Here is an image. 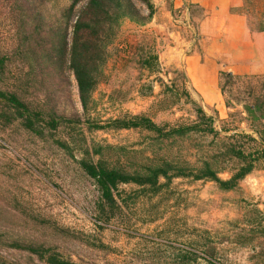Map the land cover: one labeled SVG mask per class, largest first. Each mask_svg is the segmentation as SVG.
Segmentation results:
<instances>
[{
	"label": "rangeland",
	"instance_id": "1",
	"mask_svg": "<svg viewBox=\"0 0 264 264\" xmlns=\"http://www.w3.org/2000/svg\"><path fill=\"white\" fill-rule=\"evenodd\" d=\"M88 1L0 0V57L8 59L0 71V90L16 93L34 109L81 120L80 126L62 131L56 139L40 138L20 122L7 125L0 120V264H46L11 249L14 242L52 248L77 264H264V160L230 192L210 182L184 179L174 180L157 197L122 187L121 210L113 220H100L93 180L78 164L84 150L94 153L103 147L104 160L135 169L148 157L179 152L186 156L199 144L210 152L213 144L194 139L164 149L149 147L145 133L97 131L90 125L125 115H144L159 125L188 124L194 120L186 97L190 94L215 118L222 137L244 133L257 138L252 130L264 128V121L253 126L245 109L264 100V65L251 66L255 63L243 49L228 59L216 52L225 34L216 37L211 29H203L211 15L191 5L188 18L184 9H172V0H152L155 15L149 23L142 26L126 19L117 28L107 49L105 78L90 112L84 114L67 58L56 63L45 53L53 55L51 44L59 32L67 33L70 45L73 25ZM137 6L147 15L143 5ZM237 12L245 17L250 33L262 34L256 53L264 55V33L258 31L264 27V0H247ZM222 24L212 22L214 31L219 33ZM38 34L47 39L44 47L36 43ZM213 52L220 73L237 77L224 96L220 73L217 77L222 113L207 108L192 80L184 79L189 58L212 57ZM153 56L159 68L154 66L157 71L150 73L141 61ZM57 140L68 142L67 148ZM229 169L220 172V178L229 179Z\"/></svg>",
	"mask_w": 264,
	"mask_h": 264
},
{
	"label": "trees",
	"instance_id": "2",
	"mask_svg": "<svg viewBox=\"0 0 264 264\" xmlns=\"http://www.w3.org/2000/svg\"><path fill=\"white\" fill-rule=\"evenodd\" d=\"M137 4L144 6L147 15L141 13ZM245 4L247 0H244V6ZM20 8L23 9V6ZM73 9L74 5L70 8V14ZM154 15L155 6L152 0H89L73 25L70 45L67 33L59 32L51 44L53 55L48 52L45 55H48L49 60L61 64L67 58L84 114L90 112L93 95L105 78L107 49L120 23L128 19L143 26L149 23ZM23 23L28 27V19L23 20ZM31 24L35 27L33 22ZM258 31L264 33V27ZM35 36L37 45L44 47L47 39L40 34ZM26 52L28 53V50ZM7 60L6 55L0 57V71H4ZM141 64L150 73L157 71L154 70V66L159 68L157 56L143 59ZM236 78L231 73H220L219 88L222 96L226 94L227 86ZM184 79L188 82V77ZM165 89L167 93L168 88ZM186 97L194 113V120L188 124L159 125L144 115H125L109 120L105 125H90L91 129L97 131L145 133L151 141L149 147L158 146L164 149L194 139L200 141L209 139L213 144L211 153L206 151L202 144L193 147V151H189L194 157L193 160L190 159L189 153L182 156L179 152L177 155L163 156L159 159L148 157L146 163L135 169L114 165L104 160L101 157L103 147H99L94 153L89 149L84 150L78 164L93 180L98 195L97 212L100 220L110 221L117 216L122 203L125 202L122 187H135L148 197H157L169 190L174 180L184 179L210 182L219 190L230 192L236 190L240 183L257 169L258 163L264 160V128L252 130L257 138L244 133H232L222 137L215 127V118L207 114L204 107L198 105L190 94ZM256 101V104L245 109L253 126L264 121V100L260 101L259 98ZM0 107V120L3 123L12 125L20 122L25 130L40 138L48 136L56 139L62 131L81 125V120L76 117H67L55 110L45 112L34 109L30 103L27 104L19 95L10 91L0 90ZM57 142L62 148H67L68 142L64 140ZM228 167L232 168L228 171L230 178L224 180L220 178V172H225ZM10 248L26 251L46 264H77L65 259L52 248L23 245L18 242L11 244Z\"/></svg>",
	"mask_w": 264,
	"mask_h": 264
},
{
	"label": "crops",
	"instance_id": "3",
	"mask_svg": "<svg viewBox=\"0 0 264 264\" xmlns=\"http://www.w3.org/2000/svg\"><path fill=\"white\" fill-rule=\"evenodd\" d=\"M174 10L184 9L185 15L190 18L189 7L192 5L195 9L202 11L205 15H211L204 23L203 29H211L214 36H223L222 45L217 44V51L228 55L232 58L236 57L237 51L244 52L250 56L249 60L254 61L256 68L263 69L264 55L257 56L256 51L262 44V34H252L246 24L245 17L237 11L242 10L244 0H172ZM223 21L219 29V33L214 31L212 22ZM207 24V25H206ZM218 31V29H216ZM216 42V40L214 41ZM253 43L254 45H251ZM246 48V49H244ZM215 53V52H213ZM216 54V53H215ZM212 57H203L201 59L189 58L187 60V76L192 80L193 90L203 100L207 108L215 109L222 113L225 105L220 94L215 88L217 77L219 76V65L216 61L217 54ZM252 58V59H250Z\"/></svg>",
	"mask_w": 264,
	"mask_h": 264
}]
</instances>
